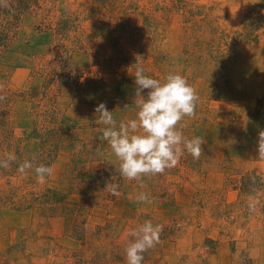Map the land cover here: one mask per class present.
Instances as JSON below:
<instances>
[{"label": "rangeland", "instance_id": "rangeland-1", "mask_svg": "<svg viewBox=\"0 0 264 264\" xmlns=\"http://www.w3.org/2000/svg\"><path fill=\"white\" fill-rule=\"evenodd\" d=\"M137 57L196 89L181 123L206 143L127 180L95 108L136 118ZM0 96V159L17 157L0 168V264H127L146 220L164 229L142 264H264V0H0ZM33 158L54 167L43 184L17 171Z\"/></svg>", "mask_w": 264, "mask_h": 264}, {"label": "clouds", "instance_id": "clouds-1", "mask_svg": "<svg viewBox=\"0 0 264 264\" xmlns=\"http://www.w3.org/2000/svg\"><path fill=\"white\" fill-rule=\"evenodd\" d=\"M143 59L137 57L135 64V83L138 86L134 103L138 109L135 119L117 122L113 112L100 103L95 112L98 113L97 125L103 139L107 141L112 153L120 161L121 177L127 180H140L142 177H151L163 174L165 170L174 168L185 154V150L194 159H199L206 143L203 137L188 139L184 136L182 122L184 117H194L197 103L200 99L196 89L189 84L181 74L169 73L162 83L158 79L145 75ZM148 89L147 97L141 92ZM0 96V101L4 100ZM127 107V106H126ZM179 125V127H177ZM258 158L264 159V130L258 133ZM17 157L13 152L4 154L0 159V168L7 169ZM35 167L36 179L43 184L46 178L54 174V167L44 164H34L24 160L19 164L17 171L27 175V170ZM144 185L141 184V188ZM119 184L106 183L105 190L113 196H119ZM138 203H152L149 194L141 191L136 196ZM249 210L255 211V205L249 204ZM162 224L153 225L146 220L142 225L129 229L127 236L130 240L126 247L127 264H142L144 253L160 243L163 232Z\"/></svg>", "mask_w": 264, "mask_h": 264}]
</instances>
